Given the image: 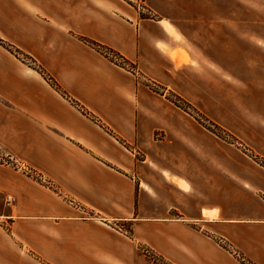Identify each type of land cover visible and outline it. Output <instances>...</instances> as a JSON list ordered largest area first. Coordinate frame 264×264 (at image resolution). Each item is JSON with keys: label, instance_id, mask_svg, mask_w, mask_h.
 <instances>
[{"label": "crops", "instance_id": "crops-1", "mask_svg": "<svg viewBox=\"0 0 264 264\" xmlns=\"http://www.w3.org/2000/svg\"><path fill=\"white\" fill-rule=\"evenodd\" d=\"M152 14L127 0H0V38L39 67L0 43L1 154L52 180L0 164V264H140L141 244L174 264H245L229 247L264 264V209L236 213L228 196L224 205L204 201L220 181L203 176V130L166 98L178 91L193 106L229 105L219 101L220 65ZM179 35L188 38L182 27ZM178 48L190 61L184 51L180 63L171 56ZM161 129L179 141L157 144ZM231 189L235 180H223V193Z\"/></svg>", "mask_w": 264, "mask_h": 264}, {"label": "rangeland", "instance_id": "rangeland-1", "mask_svg": "<svg viewBox=\"0 0 264 264\" xmlns=\"http://www.w3.org/2000/svg\"><path fill=\"white\" fill-rule=\"evenodd\" d=\"M136 4L140 11L164 18V26L171 33H177V42L191 52L203 54L204 61L220 65L221 93L220 103L207 106H193L178 91L168 92L166 98L179 112H188L192 122L203 130L202 158L207 170L205 180H219L220 188L207 195L205 202L227 204V196L233 199L231 209L242 213L251 206L253 211L264 209V0H127ZM152 14V15H153ZM170 25L171 30L167 27ZM187 32L188 38L180 42L179 29ZM175 28V29H174ZM177 32H176V31ZM0 43L22 61L39 68L36 59L23 55L19 48H10L5 40ZM92 48L113 63L136 69L115 49L105 44L88 42ZM184 51L185 49H174ZM170 53V52H169ZM185 58V56H184ZM177 62H179L177 60ZM130 63V64H129ZM180 63V62H179ZM206 63V62H205ZM40 65V64H39ZM51 85L62 92L59 82L50 73L41 72ZM148 83V82H147ZM149 87L164 93V85L149 81ZM63 95H66L65 93ZM80 107L79 104H76ZM82 107V106H81ZM80 107V108H81ZM228 109V110H227ZM85 115L91 116L83 111ZM243 121L244 124H240ZM238 125V126H237ZM164 130H157L153 140L160 145L169 139L178 140ZM199 138V137H198ZM162 140V141H161ZM166 140V141H163ZM13 154H1L0 164L13 171L33 178L35 181L51 185L52 180H41L46 175L31 164L21 169L14 160L6 163ZM137 158L143 159L144 153L138 150ZM22 162V159H18ZM24 163V162H23ZM174 168L176 163L169 162ZM223 180H235L236 190L229 194L222 191ZM181 182V181H180ZM130 234L129 228H124ZM218 239L223 246L226 242ZM140 264H174L147 245H140ZM245 264H256L243 251L229 247ZM255 252V250H252ZM235 255V256H236Z\"/></svg>", "mask_w": 264, "mask_h": 264}, {"label": "built area", "instance_id": "built-area-1", "mask_svg": "<svg viewBox=\"0 0 264 264\" xmlns=\"http://www.w3.org/2000/svg\"><path fill=\"white\" fill-rule=\"evenodd\" d=\"M9 159L10 160H5V162L6 163H10L11 160H14V162L16 163V165L20 166L21 169H25V170L28 169V167L26 166V164L23 163V162H21V161H19L18 159L12 158V157H10ZM41 180H45V178L43 176H41ZM15 200H16L15 196H13V195H7L5 202H6L7 205H11V204H13L15 202Z\"/></svg>", "mask_w": 264, "mask_h": 264}, {"label": "bare ground", "instance_id": "bare-ground-1", "mask_svg": "<svg viewBox=\"0 0 264 264\" xmlns=\"http://www.w3.org/2000/svg\"><path fill=\"white\" fill-rule=\"evenodd\" d=\"M168 51L170 52L171 56L174 59H176V60H183L184 59V55L179 50H168Z\"/></svg>", "mask_w": 264, "mask_h": 264}]
</instances>
